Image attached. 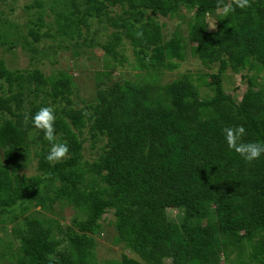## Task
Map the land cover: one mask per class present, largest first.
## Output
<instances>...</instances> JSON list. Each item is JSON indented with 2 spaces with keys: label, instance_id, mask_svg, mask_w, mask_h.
Returning <instances> with one entry per match:
<instances>
[{
  "label": "trees",
  "instance_id": "1",
  "mask_svg": "<svg viewBox=\"0 0 264 264\" xmlns=\"http://www.w3.org/2000/svg\"><path fill=\"white\" fill-rule=\"evenodd\" d=\"M62 2L52 9L55 26L39 15L28 35L16 30L33 63L44 57L55 63L62 48L76 56L101 48L121 67L126 40L135 72L120 79L103 70L96 101L76 107L68 73L9 69L0 58V223L13 224L17 264H98L95 236L111 209L117 241L131 255L107 264H264V154L244 159L228 147L224 131L243 125L238 142L264 143V0L244 8L235 0ZM225 6L232 10H223L211 30L208 15ZM190 12L187 36L180 29L164 34L159 15ZM92 20L98 25L90 34ZM104 26L113 29L106 41ZM49 38L62 42L39 45ZM189 53L209 68L245 70L241 99L226 93L220 72L210 80L187 72L163 82ZM202 83L212 95L203 94ZM42 106L54 109L56 142L68 145L58 161L46 158L50 142L32 123ZM89 139L93 147L106 140L93 161L84 152ZM32 150L36 173L28 174L22 168ZM56 203L76 208L70 223L43 213ZM170 207L184 208L181 223L169 219Z\"/></svg>",
  "mask_w": 264,
  "mask_h": 264
},
{
  "label": "rangeland",
  "instance_id": "2",
  "mask_svg": "<svg viewBox=\"0 0 264 264\" xmlns=\"http://www.w3.org/2000/svg\"><path fill=\"white\" fill-rule=\"evenodd\" d=\"M34 1L0 0V58L5 60L9 69L40 68L47 75H51L55 71L68 73L72 78L74 86L73 98L76 107H82L96 101L98 74L103 70L107 68L112 69L115 71L116 78L120 79H126L134 74L135 70L130 68L132 64L131 60L134 59V51L129 41L126 40L123 43V51L127 55L128 60H125L124 65L121 67L117 66L114 68L115 63L113 59L107 58L105 51L101 48L84 49L79 56L62 48L55 55V63L50 62L48 57L41 58L33 63L30 58V53L15 40L16 30L28 35L29 27L33 25V20H36L39 15H42L47 23L55 26L54 21L57 12L55 13L52 9L56 8L57 10L63 4L62 0H40L43 2V6L33 7L31 4ZM223 10L218 9L208 15L209 28L211 30L217 29L219 22H221L219 16L223 13ZM193 14V12H190L185 17H164L159 15L158 20L162 24L166 36L171 35L178 29L187 36L189 21ZM90 24L91 28L89 32L92 34L98 23L92 20ZM84 31H87V28H84ZM112 32V28L104 26L100 34V39L106 41ZM14 40L16 43H14ZM58 42H62V40L59 38H49L43 40L39 45L46 48L51 43L56 44ZM188 48L190 50V44ZM118 72L121 74H118ZM187 72L191 73L195 78L199 74L206 75L207 80L212 79L211 73H222L226 93L232 94L238 100L241 99L247 88L246 78H244L245 70L242 72H234L232 69L222 70L219 64H215L212 68H209L191 53H189L185 60L180 61L178 67L166 70L162 75V80L163 82H169ZM259 81L261 84H264V78L259 77ZM1 85H4L2 81H0ZM200 88L204 95L210 96L213 94V89L203 83L200 85ZM2 116L3 114L0 111V122ZM105 142L106 140H100L93 147L92 140L89 139L85 143L84 152L86 158L89 161L95 160L101 153ZM2 157L3 152L0 150V158ZM36 162L37 157L34 150H32L22 170L28 174L36 173ZM33 210H40V207H36ZM167 212L169 219L176 223H181L184 219L185 211L182 207H170ZM43 213L65 224L71 222L72 218L77 214V210L72 205L56 203L53 209L45 210ZM115 221L114 209L109 210L102 218L103 228L95 236V253L98 264H107L113 260H120L123 254L131 255L129 249L123 243L117 241L119 232ZM12 228L13 224L10 221L0 223V264H17V249L20 241L14 236ZM164 264H172L171 259H166Z\"/></svg>",
  "mask_w": 264,
  "mask_h": 264
},
{
  "label": "clouds",
  "instance_id": "3",
  "mask_svg": "<svg viewBox=\"0 0 264 264\" xmlns=\"http://www.w3.org/2000/svg\"><path fill=\"white\" fill-rule=\"evenodd\" d=\"M235 2L238 7L244 8L248 4L249 0H235ZM231 10L230 6H225L224 8L225 14ZM137 35L142 36L143 33L138 32ZM54 121L55 112L51 106H42L32 117V123L34 126L42 129L45 137L50 142V148L46 157L49 161L60 160L69 150L66 143L56 142V137L54 135ZM224 131L228 147L235 150L244 159L251 161L264 154V143L262 142H238L246 131L243 125L228 127Z\"/></svg>",
  "mask_w": 264,
  "mask_h": 264
}]
</instances>
